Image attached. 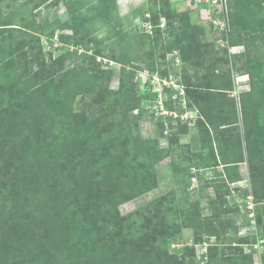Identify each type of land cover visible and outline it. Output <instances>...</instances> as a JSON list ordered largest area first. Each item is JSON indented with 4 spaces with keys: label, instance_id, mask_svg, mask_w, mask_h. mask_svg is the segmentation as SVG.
I'll list each match as a JSON object with an SVG mask.
<instances>
[{
    "label": "rangeland",
    "instance_id": "374dc122",
    "mask_svg": "<svg viewBox=\"0 0 264 264\" xmlns=\"http://www.w3.org/2000/svg\"><path fill=\"white\" fill-rule=\"evenodd\" d=\"M213 1L48 0L38 13L35 33L40 36L43 50V82L55 83L68 76L71 66L62 57L74 49L87 51L85 64L93 70L95 81H104V73L111 75L110 89L104 97H94L87 92L76 97L72 109L80 118L81 121L77 119L78 124L84 132L73 130L70 133V140L63 143L68 149L60 164L55 161L56 154L44 153L47 165L44 172L48 175L42 176L43 183L45 187L57 190L61 208L69 211L80 209L90 220L104 223L102 209L105 203L99 177L91 180L88 172L95 171L99 164L112 157H119L123 177L136 174L143 179L155 175L159 182L156 189L119 207L121 217L128 220L121 218L120 225L99 224L101 232L96 236L104 243L105 237L106 243L110 244L119 238L117 234L123 235L133 251L142 253L138 264H173V260L175 264H264V200L255 201L253 209H250L239 191V188L247 187L253 196V178H256L264 196V156L259 169L253 172L244 143L242 123L245 114L240 93L243 89H250V76L242 70L245 60L235 58L244 51V46L229 44L230 16L218 10L219 6L217 8ZM222 2L218 0V3ZM232 3L228 0L229 7L233 6ZM150 4L154 7V21L159 17L161 22L164 20L155 34L154 26L153 29L147 28L142 16L143 13L152 16ZM183 24L193 31L192 43L198 49L210 52L214 59L212 47L229 49L227 64L233 66L234 87L225 94L234 99L237 117L242 123L230 124L227 130L220 129V141L226 149L230 145L227 134L236 145L238 138L243 140L246 157L239 166L241 180L228 182L230 189L223 188L220 195L214 187L208 186L207 177H217L219 182H223L224 165L208 168L200 165L203 161L207 165L214 159L222 160L217 143L213 146L215 150L209 145L210 133L204 131V143L201 140L199 123L207 117L197 101L201 102L207 91L194 88L189 98L187 85L216 77L215 71H221L226 62L223 60L217 66L206 62L199 68L192 60H185V44L173 31ZM105 27H110L114 34L112 38L102 40L101 28ZM52 33L55 34L52 36ZM57 33L59 37L52 40ZM217 57L223 56L219 54ZM171 75L180 83L179 90L174 85L162 87V80H169ZM124 77L127 86L123 88L121 79ZM126 89L128 93L124 94ZM179 91L184 95L183 99ZM206 102L211 107L212 102ZM249 104L255 105L254 117L249 114L253 150L264 153V123H257V103L252 100ZM228 109L229 105L220 106L210 115H215L216 122L227 118L230 121L234 107L229 112ZM174 114L184 117L174 118ZM35 133L30 131L26 140L17 139L16 142L11 137H0L2 185L11 187L27 179H37L22 154V148L24 145L29 147ZM211 133L215 138L213 129ZM155 140L158 141L157 147ZM136 181L141 186L144 184ZM251 211L255 213L256 223H252ZM75 232L73 229L69 238L77 242L80 239ZM85 245L83 241L77 248ZM205 248L208 259L202 262L201 251ZM5 255L6 251L0 257L6 258L7 264L13 263L12 258ZM173 255L177 258L173 259ZM3 261L0 260V264Z\"/></svg>",
    "mask_w": 264,
    "mask_h": 264
},
{
    "label": "trees",
    "instance_id": "16d2710c",
    "mask_svg": "<svg viewBox=\"0 0 264 264\" xmlns=\"http://www.w3.org/2000/svg\"><path fill=\"white\" fill-rule=\"evenodd\" d=\"M47 1L0 0V137H11L16 142L17 139L26 140L30 131H36L29 147L24 145L22 148V154L32 173L37 176V179H23L24 183H17L11 187L2 185L0 180V254L6 251L5 256L13 260L11 264H138L142 253L139 250L133 251L130 242L127 243L123 235L117 234L119 238L110 244L106 243L105 237L104 243L96 236L101 232L99 224L106 225L107 222L121 224L123 218L119 207L122 204L158 187L159 182L155 175L143 179L138 178L136 174L129 178L123 177L120 173L119 157H112L102 162V165L99 164V168L95 171L88 172L91 180L99 177L102 200L105 203L102 209L104 223L90 220L80 209L69 211L67 208H61L57 190L51 186L45 187L43 183L42 176L48 175L46 171V174L44 172V166H47L44 163L46 160L44 153L56 154L55 161L60 164L63 154L68 149L63 143L70 140V133L73 130L77 133L84 132L78 124L80 118L75 116L72 109L76 97L85 92L94 97H104L105 92L110 89L111 80V75L106 76L104 73L102 74L104 81L101 83L95 81L93 70L85 64L87 51L80 52V49H74L68 50L62 57L71 66L67 71L68 76L58 79L55 83L46 84V80L43 82L44 72L41 71L43 50L40 47V36L35 30L38 28L39 10ZM230 1H233V6L228 5V11L224 12V15L228 14L231 20L229 44L244 46V51L235 55V58L245 60L242 70L249 74L251 83L249 90L243 89L240 93V102L245 114L243 123L237 117L234 99L225 94L233 90L235 83L231 69L233 66L227 64L229 49L219 50L212 47L211 52L216 56L214 59L210 52L198 49L192 43L193 31L184 24L178 26L176 30L173 29L181 43L185 44L183 47L185 60H192L195 67L200 68L206 62H212L214 66L223 60L226 62L218 73L214 67L216 77L210 80L201 79L187 85L189 98L194 88L207 91L203 100L201 98V102L197 101L207 117V119L201 118L199 123L201 140L204 143V131L210 133L209 145L215 150L216 147L213 146L217 143V148L220 149L219 157L222 160L217 158L207 165L203 161L200 165H205V168L224 165L223 182H219L217 177H207L208 186L214 187L218 195L223 188L230 189L228 182L241 180L239 166L244 162L245 156L243 140L238 138L236 145L230 134H227V138L229 136L230 139L227 142L230 145H227L226 149H224L225 145L222 147L220 129L227 130L230 124L242 123L246 155L253 172L256 173L255 170L259 169L264 156V153L259 152L261 153L259 155L253 150L254 142L252 143L250 135L252 122L249 115L254 117L255 105L249 104L253 100L257 103V112H255L257 123H264V0ZM150 8L151 11L154 9L151 4ZM147 14H142L144 22H152L155 34L161 28V18L154 21L153 11L152 16ZM102 30V40L105 37H113L114 33L110 27L101 28ZM54 34L52 33V36ZM219 54L223 57H217ZM81 60L83 62H79ZM121 84L123 88L127 86L125 77L121 79ZM127 93L126 89L124 94ZM207 100L212 102L211 107H208ZM228 105L231 110L234 107L232 119L216 122L215 115L211 116L210 113L213 114L217 107ZM212 129L215 138L212 137ZM153 142L157 147L158 141ZM31 144H33L32 148ZM11 149L13 150L14 147ZM137 156L139 159L142 158L140 155ZM131 167L136 170V167L132 165ZM136 180L144 184L141 186ZM253 183H255L254 200L260 202L264 200V196L261 195L259 181L253 178ZM239 191L245 198L251 194V190L247 187L239 188ZM73 229L80 239L77 242L69 238V233ZM83 241L86 245L78 249L77 245ZM172 257L177 258L175 255ZM249 258L251 259L252 256L250 255ZM0 260H5L2 264L8 262L4 257L3 259L0 257ZM173 264H175L174 260Z\"/></svg>",
    "mask_w": 264,
    "mask_h": 264
},
{
    "label": "built area",
    "instance_id": "2783aa9c",
    "mask_svg": "<svg viewBox=\"0 0 264 264\" xmlns=\"http://www.w3.org/2000/svg\"><path fill=\"white\" fill-rule=\"evenodd\" d=\"M224 2H222V4L218 3V0H214L213 3L216 4L218 10H223L224 12L225 11H228V1L227 0H222ZM147 16H150V14H147ZM164 23V20L161 22V26L163 25ZM146 26L148 25L147 28H150V29H153V24L152 22L148 21V22H145ZM59 33L56 34L55 36V39L54 38H51L52 40H56L58 37H59ZM161 81H159L160 83ZM163 82V88H165L166 86H170V85H174L175 88H177L179 90L180 88V83L176 80V79H173V75H171V78L169 80H162ZM165 86V87H164ZM176 89V90H177ZM161 90L160 88H158V91ZM180 92V91H179ZM178 94V93H177ZM181 96L180 98H184V95L180 92ZM174 118H178L179 116H181L182 118L184 117V115H178V114H174ZM244 201H246L248 203V207L250 209H253L254 205H255V200H254V196H252L251 194L248 195L246 198H243ZM250 217L252 218V223H256L255 222V213L253 211L250 212ZM205 255V256H204ZM201 259H202V262L204 261V259H208V250L207 248L205 249H202L201 251Z\"/></svg>",
    "mask_w": 264,
    "mask_h": 264
}]
</instances>
